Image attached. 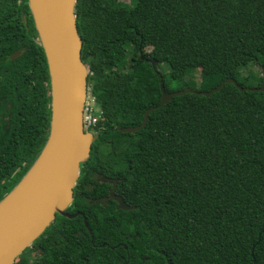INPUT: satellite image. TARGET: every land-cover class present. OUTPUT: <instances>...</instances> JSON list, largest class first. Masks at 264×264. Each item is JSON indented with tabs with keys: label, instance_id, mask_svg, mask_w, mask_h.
I'll list each match as a JSON object with an SVG mask.
<instances>
[{
	"label": "trees",
	"instance_id": "16d2710c",
	"mask_svg": "<svg viewBox=\"0 0 264 264\" xmlns=\"http://www.w3.org/2000/svg\"><path fill=\"white\" fill-rule=\"evenodd\" d=\"M133 1L75 3L87 96L101 111L80 167L118 177L133 208L116 218L138 260L148 257L142 264H264V78L249 90L240 75L248 63L264 66V0ZM229 77L246 88L177 95L139 130H119L159 102L161 83L208 91ZM49 89L27 0H0V200L47 139ZM74 216L58 215L32 243Z\"/></svg>",
	"mask_w": 264,
	"mask_h": 264
},
{
	"label": "water",
	"instance_id": "95a60500",
	"mask_svg": "<svg viewBox=\"0 0 264 264\" xmlns=\"http://www.w3.org/2000/svg\"><path fill=\"white\" fill-rule=\"evenodd\" d=\"M38 39L45 53L49 74L50 120L47 139L37 158L16 185L0 200V264H13L54 220L65 214L72 200L80 164L87 159L96 136L82 126L87 97L88 68L81 60L82 40L77 31L76 0H27ZM154 67L155 60L148 59ZM264 78V68L262 70ZM239 86L227 78L208 91L189 86L167 92L160 84L159 102L147 108L138 125L119 128L133 132L142 128L152 110L174 96L187 92L209 96L223 83ZM264 81L259 90H262ZM249 90L254 88L248 87ZM119 209L133 206L117 198ZM73 215H68L73 217Z\"/></svg>",
	"mask_w": 264,
	"mask_h": 264
},
{
	"label": "flooded vegetation",
	"instance_id": "af4514ba",
	"mask_svg": "<svg viewBox=\"0 0 264 264\" xmlns=\"http://www.w3.org/2000/svg\"><path fill=\"white\" fill-rule=\"evenodd\" d=\"M88 168L80 167L79 187L64 210L66 215L56 213L51 223L58 215L71 218L68 215L75 214L81 220L54 224L46 237L31 243L15 260L22 264H142L148 259L140 256L138 260L132 234L122 230L116 218L117 198H122L116 190L118 177Z\"/></svg>",
	"mask_w": 264,
	"mask_h": 264
},
{
	"label": "rangeland",
	"instance_id": "374dc122",
	"mask_svg": "<svg viewBox=\"0 0 264 264\" xmlns=\"http://www.w3.org/2000/svg\"><path fill=\"white\" fill-rule=\"evenodd\" d=\"M119 1L129 5L130 7L135 6V1H133V0H119ZM146 50H149V47L146 48ZM259 62L261 63L260 60L258 61V63H256V62L248 63L247 65L241 67V69H240V75L241 76L249 75V80L246 81L247 87H254L257 83L256 78L260 74H262V70H263L264 66L262 67L261 65H259L260 64ZM125 63L128 64L129 63L128 60L125 61ZM121 65H123V62L119 63V67H121ZM157 68H158V70H160L162 72H166L168 70L167 65H165L164 63L159 64ZM194 81L196 82V84H198V82H199V70L198 69L194 71ZM173 86L177 88V87H180L181 85L178 84V82L177 83L174 82ZM87 95H89L88 88H87ZM88 99L90 100V102L92 101V98L91 97L88 98V96H87V100ZM92 102H93V106H94L95 111H99L100 110L99 106L97 104H95L94 101H92ZM89 129L90 128H85L84 130L92 132V130L91 129L89 130Z\"/></svg>",
	"mask_w": 264,
	"mask_h": 264
},
{
	"label": "built area",
	"instance_id": "2783aa9c",
	"mask_svg": "<svg viewBox=\"0 0 264 264\" xmlns=\"http://www.w3.org/2000/svg\"><path fill=\"white\" fill-rule=\"evenodd\" d=\"M92 101H94V100L92 99ZM91 102L89 99L87 100V97H86V100L84 102L83 112H82L83 129L93 127L96 124V121L98 120V118L101 114L100 110L95 111L94 106H93V102L92 103Z\"/></svg>",
	"mask_w": 264,
	"mask_h": 264
}]
</instances>
